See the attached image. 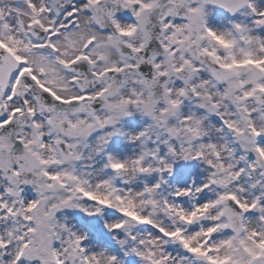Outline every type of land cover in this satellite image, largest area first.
I'll use <instances>...</instances> for the list:
<instances>
[{"label":"snow or ice","instance_id":"6c2138e0","mask_svg":"<svg viewBox=\"0 0 264 264\" xmlns=\"http://www.w3.org/2000/svg\"><path fill=\"white\" fill-rule=\"evenodd\" d=\"M0 264H264V0H0Z\"/></svg>","mask_w":264,"mask_h":264}]
</instances>
